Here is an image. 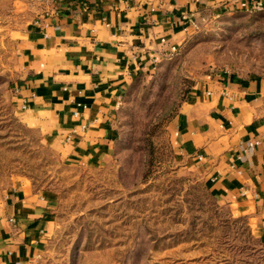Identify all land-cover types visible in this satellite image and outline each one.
<instances>
[{
  "label": "rangeland",
  "instance_id": "1",
  "mask_svg": "<svg viewBox=\"0 0 264 264\" xmlns=\"http://www.w3.org/2000/svg\"><path fill=\"white\" fill-rule=\"evenodd\" d=\"M54 1L0 0V197L24 183L54 197L43 264H264V241L168 141L169 122L201 82L264 78V12L198 17L172 57L126 92L112 159L89 166L27 125L12 100L21 35Z\"/></svg>",
  "mask_w": 264,
  "mask_h": 264
},
{
  "label": "crops",
  "instance_id": "2",
  "mask_svg": "<svg viewBox=\"0 0 264 264\" xmlns=\"http://www.w3.org/2000/svg\"><path fill=\"white\" fill-rule=\"evenodd\" d=\"M241 2L264 8V0L55 2L21 35L13 104L66 157L107 163L133 83L172 57L198 17L242 12ZM168 141L216 203L264 241V78L201 82L169 122ZM55 221L50 193L27 183L8 188L0 197V264H43Z\"/></svg>",
  "mask_w": 264,
  "mask_h": 264
},
{
  "label": "built area",
  "instance_id": "3",
  "mask_svg": "<svg viewBox=\"0 0 264 264\" xmlns=\"http://www.w3.org/2000/svg\"><path fill=\"white\" fill-rule=\"evenodd\" d=\"M72 0H56L54 3L62 4L65 2H71ZM239 9L246 13V14H256V13H261L264 11V8L260 2L253 3L250 5L249 3L246 2H241L239 3ZM75 116H77V112L74 113Z\"/></svg>",
  "mask_w": 264,
  "mask_h": 264
},
{
  "label": "trees",
  "instance_id": "4",
  "mask_svg": "<svg viewBox=\"0 0 264 264\" xmlns=\"http://www.w3.org/2000/svg\"><path fill=\"white\" fill-rule=\"evenodd\" d=\"M264 12V11H263ZM244 13V12H243Z\"/></svg>",
  "mask_w": 264,
  "mask_h": 264
}]
</instances>
